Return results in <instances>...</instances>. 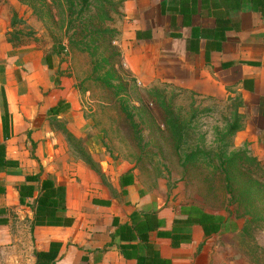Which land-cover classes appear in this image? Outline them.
<instances>
[{
	"label": "crops",
	"instance_id": "0c3cea01",
	"mask_svg": "<svg viewBox=\"0 0 264 264\" xmlns=\"http://www.w3.org/2000/svg\"><path fill=\"white\" fill-rule=\"evenodd\" d=\"M119 8L125 64L139 74L189 69L236 85L245 99L255 98L243 132L253 136L254 155L264 157V16L251 0H120ZM13 32L0 3V143L12 161L0 169V264H35L33 251L51 244L54 264H236L224 250L240 224L228 227L227 215L183 199V190L163 176L125 160H100L95 142L85 145L94 167L79 152L64 154L66 133L85 136L78 90L57 75V54L10 41ZM39 115L67 124L61 131ZM27 133L34 157L19 151ZM36 173L62 188L64 208L57 212L63 216L56 224L32 227L33 198L19 203L18 186ZM10 212L23 219L14 224Z\"/></svg>",
	"mask_w": 264,
	"mask_h": 264
},
{
	"label": "rangeland",
	"instance_id": "374dc122",
	"mask_svg": "<svg viewBox=\"0 0 264 264\" xmlns=\"http://www.w3.org/2000/svg\"><path fill=\"white\" fill-rule=\"evenodd\" d=\"M0 3L11 17L15 41L57 54L62 66L57 75L78 90L85 136H68L64 154L86 157L87 141L95 142L100 160H125L163 176L170 187L183 190L178 193L183 199L227 215L228 227L240 224L228 240L225 258L264 264V157H256L263 171L249 162L243 167L229 164L233 154L255 157L253 136L243 132L255 98L245 99L236 85L212 82L189 69L132 71L118 42L120 0ZM260 108L264 111L261 100ZM37 117L61 131L67 124L65 118ZM29 134L19 151L34 157ZM60 166L65 167L63 162ZM11 218L15 224L23 216L12 213Z\"/></svg>",
	"mask_w": 264,
	"mask_h": 264
},
{
	"label": "trees",
	"instance_id": "16d2710c",
	"mask_svg": "<svg viewBox=\"0 0 264 264\" xmlns=\"http://www.w3.org/2000/svg\"><path fill=\"white\" fill-rule=\"evenodd\" d=\"M24 2L32 3V0H23ZM253 5V9L261 12L264 16V0H251ZM14 33V32H13ZM10 41L14 42V38L11 33L9 36ZM16 44H18L15 41ZM264 102V98H261V103ZM262 105V104H261ZM235 129L233 125L231 127ZM231 129V130H232ZM69 137H72L70 133ZM5 133L3 132V137L5 138ZM67 136V137H68ZM187 159L191 158V155L186 156ZM87 163L94 167V163L91 162L89 157L85 158ZM245 162H249V164L258 166L260 170L263 171V167L259 163L258 159L255 157L243 158L240 154H233L229 158V164H238L240 167L245 166ZM12 161L5 159V146L0 143V169L4 166L11 165ZM263 168V169H262ZM245 169V168H244ZM246 170H249L248 167ZM39 173L30 174L25 176V183L18 186V196L19 203L23 204L25 198H33V202L30 205L33 209V219L31 222V226L35 225H44V224H56L57 218L62 217L63 214L57 212V208H64V197L62 194V188L57 187L53 184V182L49 179H40ZM264 175V171H263ZM228 181V178H227ZM35 183H38L37 189L35 187ZM35 190H37L36 194H34ZM5 188L0 185V195L4 194ZM5 222V219L0 221ZM209 221H206L208 223ZM205 224V222H202ZM54 245V244H53ZM56 250H52V244L48 251H39L34 250L35 256V264H54L55 262V254Z\"/></svg>",
	"mask_w": 264,
	"mask_h": 264
}]
</instances>
